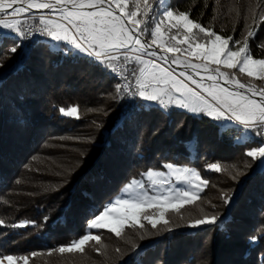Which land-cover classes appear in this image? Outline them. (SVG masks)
I'll return each mask as SVG.
<instances>
[{"label": "trees", "instance_id": "trees-1", "mask_svg": "<svg viewBox=\"0 0 264 264\" xmlns=\"http://www.w3.org/2000/svg\"><path fill=\"white\" fill-rule=\"evenodd\" d=\"M168 3L241 43L242 34L254 30L253 56L264 58L257 46L264 41V0ZM24 51L30 59L17 54L0 67V255L36 252L29 264H258L264 253V175L254 164L245 168L251 162L246 148L256 143H237L234 129L207 116L151 106L141 112L139 99H113L119 78L84 56L57 52L45 37ZM69 107L77 108L79 119L62 115L60 108ZM166 163L196 169L208 180L192 204L165 213L167 225L153 229L144 220L143 227L125 226L119 237L93 230L101 234L99 244L91 240L83 252L49 253L84 235L87 220L131 179L147 186L142 174L164 171ZM212 163L221 171L207 167ZM237 189L236 203L226 207L222 197ZM204 213L226 217L223 228L188 226ZM20 221L31 223L11 227ZM253 235L260 237L256 244L249 243Z\"/></svg>", "mask_w": 264, "mask_h": 264}, {"label": "snow or ice", "instance_id": "snow-or-ice-1", "mask_svg": "<svg viewBox=\"0 0 264 264\" xmlns=\"http://www.w3.org/2000/svg\"><path fill=\"white\" fill-rule=\"evenodd\" d=\"M260 19L264 20V14ZM36 35L53 42L57 52L84 56L118 77L113 99H139L141 112L150 106L166 113L181 109L207 116L222 129H234L237 143H256L246 148L245 155L251 162H245V168L254 164L264 175V85L255 83L264 82V58L253 56L249 38L255 39L254 30L247 31L246 36L242 34L241 43L217 34L190 18L188 12L174 10L168 0H0V40L4 48L0 51V67L5 59L17 54L30 59V52L25 54L24 50ZM257 46L264 48V41ZM172 65L182 70L177 73ZM242 75L251 80L245 83ZM60 112L80 118L76 107L60 108ZM164 167L167 173L150 169L142 174L147 186L143 180L131 179L99 214L87 220L84 235L49 253L83 252L91 240L99 244L101 234L93 230L107 229L119 237L125 226L143 227L141 211L137 210L145 208L158 209L155 217L143 216L153 229L160 222L167 225V210L179 211L185 204H192L208 180L193 168L173 163ZM207 167L221 171L218 163ZM242 174L237 171V176ZM238 190L222 197L226 207L236 203ZM225 220L219 214L204 213L188 226L211 231L222 229ZM29 223L20 221L11 227L24 228ZM259 240L256 235L249 237L250 244ZM139 251L134 246L133 255L138 256ZM36 255L2 254L0 264H29V256ZM257 259L258 264H264V253Z\"/></svg>", "mask_w": 264, "mask_h": 264}, {"label": "rangeland", "instance_id": "rangeland-1", "mask_svg": "<svg viewBox=\"0 0 264 264\" xmlns=\"http://www.w3.org/2000/svg\"><path fill=\"white\" fill-rule=\"evenodd\" d=\"M153 2V0H150V3H152ZM173 31H175V29L173 30ZM202 35V34H201ZM40 37H43V36H40ZM180 47L181 48H186L187 47V45H180ZM179 55V54H178ZM183 58V57H182ZM194 62H196V61H194ZM165 67H167V65H164ZM173 68V67H172ZM174 69V68H173ZM175 70V69H174ZM177 73L179 72V70H175ZM245 83H247V82H249L250 80H251V78H249V77H247V76H241L240 77ZM255 83L257 84V85H264V82H261V81H255ZM167 168L164 170V171H161V172H165V173H167ZM148 182V181H147ZM173 183H174V180H173ZM183 185H177V187H182ZM201 192V191H200ZM168 210H171V208L170 209H168ZM167 210V211H168ZM137 211H141V216H140V223H141V221H144L145 219H143V216H147V215H151V216H157L158 215V209H156V208H145V209H142V210H137Z\"/></svg>", "mask_w": 264, "mask_h": 264}, {"label": "bare ground", "instance_id": "bare-ground-1", "mask_svg": "<svg viewBox=\"0 0 264 264\" xmlns=\"http://www.w3.org/2000/svg\"><path fill=\"white\" fill-rule=\"evenodd\" d=\"M38 37H40V36H39V35H36V36L34 37L33 41L36 40ZM172 67H173L175 70H179V71L182 70V69H180L177 65H172ZM117 78H118V77H117ZM196 78L199 79L198 76H197Z\"/></svg>", "mask_w": 264, "mask_h": 264}, {"label": "water", "instance_id": "water-1", "mask_svg": "<svg viewBox=\"0 0 264 264\" xmlns=\"http://www.w3.org/2000/svg\"><path fill=\"white\" fill-rule=\"evenodd\" d=\"M157 52H159V49H157ZM194 62V61H193ZM257 170V169H256ZM255 172H257V171H255Z\"/></svg>", "mask_w": 264, "mask_h": 264}, {"label": "built area", "instance_id": "built-area-1", "mask_svg": "<svg viewBox=\"0 0 264 264\" xmlns=\"http://www.w3.org/2000/svg\"><path fill=\"white\" fill-rule=\"evenodd\" d=\"M122 70H123V68H122Z\"/></svg>", "mask_w": 264, "mask_h": 264}]
</instances>
